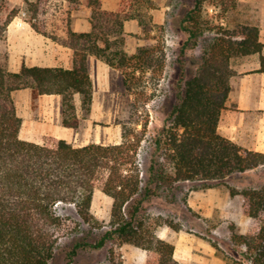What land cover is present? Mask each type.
<instances>
[{
  "label": "trees",
  "instance_id": "1",
  "mask_svg": "<svg viewBox=\"0 0 264 264\" xmlns=\"http://www.w3.org/2000/svg\"><path fill=\"white\" fill-rule=\"evenodd\" d=\"M59 1L60 4H54V0H25L20 9L9 0H0V42L10 21L20 13L38 32L75 50L72 68L24 64L19 71H11L0 59V264H50L62 237L78 230L82 222L99 224L91 211L96 189L113 198L111 228L95 242H75L67 253V264L74 263L80 249L104 247L114 237L152 252L148 264H179L174 256L175 245L161 238L141 216L144 202L156 193L152 183L171 190L181 181H224L232 174L264 165V152L244 148L218 132L234 73L231 59L259 53L260 70L264 71L259 27L250 23L233 29L221 26L217 36L206 42L199 70L186 81L184 90L179 85L170 123L155 139L156 150L146 179L139 151L148 118L135 115L124 122L122 140L114 144L91 142L76 146L55 136L43 142L20 137L23 119L12 95L16 90L32 88L39 94H60L61 122L68 127H78L81 113H90V54L120 70L127 93L138 96L133 100L136 113L140 110L139 98L146 94L147 81L158 78L165 68L166 56L159 44L146 42L135 53L125 50V20L134 15L125 10H106L101 0ZM205 1L195 0L182 20L183 28L189 32L188 44H196L208 29L202 9ZM57 5L64 18L52 16V7ZM84 8L91 11L92 29L76 32L68 27L65 37L58 36L60 20L68 25L71 12ZM185 49L186 45L181 55ZM228 187L232 195H243V211L252 224L247 233L231 225L233 246L244 248L243 257L224 259L227 264H264V186L242 190ZM69 205L80 219L74 227L70 226L68 214L60 211ZM214 246L220 250L217 243Z\"/></svg>",
  "mask_w": 264,
  "mask_h": 264
},
{
  "label": "rangeland",
  "instance_id": "2",
  "mask_svg": "<svg viewBox=\"0 0 264 264\" xmlns=\"http://www.w3.org/2000/svg\"><path fill=\"white\" fill-rule=\"evenodd\" d=\"M254 1L206 0L202 9L208 29L192 45L187 43L189 32L183 28L182 20L186 11L194 6L195 0H126V12L137 17L142 26L137 33L139 46L146 42L159 44L166 56L164 71L158 78L147 81L146 94L139 98L141 105L136 113L133 100L138 96L127 93L118 69L119 74L112 79L114 95L108 98V102L98 104L97 117L90 118V113L85 116L81 113L83 120L75 129L72 143L76 146L91 142L120 143L124 122L135 115L148 118L145 139L139 151L141 167L148 179V168L156 150L155 139L161 135L162 128L170 123L168 118L178 102L179 85L184 90L186 81L197 73L202 63L204 45L217 36L221 26L233 29L241 23L254 24L260 10ZM59 2L54 0V4ZM160 9L166 10L164 23L154 21V13ZM51 12L54 19L64 18L58 5L53 6ZM185 45V53L181 55ZM5 57V44L1 41L2 62H5ZM149 74L150 71L147 72ZM157 158L162 161L161 153H158ZM151 186L156 193L145 200L141 216L161 238L175 245L174 256L179 264H227L225 256L238 259L243 257L241 251L244 248L233 246L231 225L235 224L238 232L247 233L252 221L243 211V195H232L228 186L239 190L264 186V167L251 173L232 174L224 181H181L171 190H165L157 183ZM112 204V197L96 189L91 211L99 224L82 222L78 230L62 237L56 257L50 264H67V253L75 242H95L109 230ZM60 211L68 214L72 227L75 221L80 220L72 205ZM215 243L220 250L214 246ZM152 254L142 247L123 243L114 237L104 247L80 249L73 264H148Z\"/></svg>",
  "mask_w": 264,
  "mask_h": 264
},
{
  "label": "crops",
  "instance_id": "3",
  "mask_svg": "<svg viewBox=\"0 0 264 264\" xmlns=\"http://www.w3.org/2000/svg\"><path fill=\"white\" fill-rule=\"evenodd\" d=\"M9 1L20 9L25 3V0ZM101 1L102 7L106 10L126 11V0ZM246 2H253V0H246ZM254 3L260 6L258 18L254 24L258 25L259 38L264 44V0H255ZM90 14L91 11L88 8L72 11L70 23L67 25L60 20L61 26L56 34L65 37L68 27L76 32L90 31L92 29ZM165 19V9L154 13L156 23H164ZM124 28L128 33L125 50L135 53L137 46L140 45L137 41V33L142 29L140 20L133 16L125 20ZM3 42L6 53L4 63L11 71H19L24 64L64 68L74 66L75 50L71 46L38 32L20 13L8 24ZM88 67L93 81L90 118H95L98 116V104L108 102V98L114 95L112 79L119 74V70L93 54L88 56ZM231 67L234 73L230 79L231 88L226 108L222 110L218 123V132L244 148L264 152V71L260 70V54L234 57L231 60ZM12 95L18 114L23 119L20 130L22 139L42 142L45 137L55 136L73 142L77 127L62 124L60 94H39L32 88H23L14 91ZM81 120H83L82 117ZM262 167L264 165L243 173H251Z\"/></svg>",
  "mask_w": 264,
  "mask_h": 264
}]
</instances>
